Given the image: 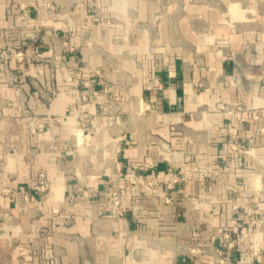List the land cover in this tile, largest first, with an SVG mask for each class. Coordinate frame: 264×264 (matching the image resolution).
<instances>
[{"label":"crops","instance_id":"1","mask_svg":"<svg viewBox=\"0 0 264 264\" xmlns=\"http://www.w3.org/2000/svg\"><path fill=\"white\" fill-rule=\"evenodd\" d=\"M260 128L264 0H0V264H264Z\"/></svg>","mask_w":264,"mask_h":264},{"label":"built area","instance_id":"2","mask_svg":"<svg viewBox=\"0 0 264 264\" xmlns=\"http://www.w3.org/2000/svg\"><path fill=\"white\" fill-rule=\"evenodd\" d=\"M6 54L12 56V57H15L16 59H19V60H23V57H24V53L22 51H17L15 50L14 48H11V47H8L5 51ZM11 81L12 82H17L18 79L16 78H13V77H10ZM156 83H158L157 80H155ZM75 93V92H73ZM52 95H55V93L53 92ZM77 100H79V102L81 103H85L88 101V97L86 95H79L77 94ZM253 118L254 119H258V114L256 112H253ZM88 117L87 115H82L80 116V120L78 121L77 123V136L79 137H82L84 135V133L87 131V130H95L96 129V122L94 119H89L88 122H84L83 119ZM230 130L232 133H235V129L233 127H230ZM260 132H263L264 131V128H260L259 129ZM229 148L231 149H235V144L233 142H229L228 144ZM138 177L136 175H132L131 178H130V184L132 186L138 184ZM178 180H177V177H174V178H171L170 180V183H168V188L171 189L172 188V184L173 183H176ZM36 185H38L36 187V189L42 193H45L46 191L50 190L52 187H51V183L49 182L47 176L44 174V173H41L39 175V178H38V182L36 183ZM145 187L148 188V189H152V190H155V186H154V183L151 182V181H147L146 184H145ZM234 192H238L236 189L233 190ZM88 197H90V194L87 195ZM173 200H172V197H169V196H166L165 197V202L166 203H171ZM112 206L115 208L116 210V213L119 215V216H123L125 210H124V204H123V198H122V192L119 188H115L113 190V193H112ZM232 245V243H231Z\"/></svg>","mask_w":264,"mask_h":264},{"label":"rangeland","instance_id":"3","mask_svg":"<svg viewBox=\"0 0 264 264\" xmlns=\"http://www.w3.org/2000/svg\"><path fill=\"white\" fill-rule=\"evenodd\" d=\"M244 1H247V3L249 4L250 3V1L251 0H244ZM257 1H260V0H257ZM248 8V6L245 8V9H247ZM141 25H142V23H140ZM144 25V24H143ZM144 29V28H143ZM145 29H147V28H145ZM27 39H28V41L29 42H31V43H35V42H37V41H39V39H38V37H37V35L36 34H33V35H29L28 37H27ZM153 40V39H152ZM152 40H150L151 42V48L153 49V51H154V49L156 48V45H155V43L152 41ZM65 46L66 47H71L67 42H65ZM18 51V50H17ZM12 57V56H11ZM13 58H15V57H13ZM16 59V58H15ZM16 60H18V61H20V62H27V60L29 61V62H33V61H36L37 60V58H36V55H34V54H31V55H28V58H27V56L25 57H23V60H19V59H16ZM5 76H4V78H7V79H10V77H13V78H16V79H18V76L16 75V74H14L13 72H6L5 74H4ZM10 81H11V79H10ZM12 82V81H11ZM13 84H17V82H12ZM38 182V180L34 183V187L36 188L38 185H36V183ZM52 187V186H51ZM53 188H51L50 190H48V191H46L44 194H47V193H49V192H51V190H52ZM112 199V198H111Z\"/></svg>","mask_w":264,"mask_h":264}]
</instances>
